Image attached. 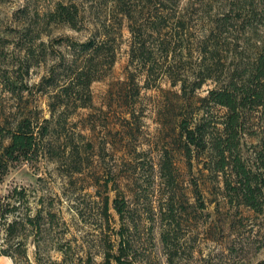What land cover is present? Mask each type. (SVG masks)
I'll list each match as a JSON object with an SVG mask.
<instances>
[{"label": "trees", "instance_id": "16d2710c", "mask_svg": "<svg viewBox=\"0 0 264 264\" xmlns=\"http://www.w3.org/2000/svg\"><path fill=\"white\" fill-rule=\"evenodd\" d=\"M87 1L85 7L74 1L57 2L52 9L37 14V31L32 36L25 32L21 37L19 69L10 67L0 73L1 89L14 101L9 117L4 113L0 122V185L15 163H32L41 158L60 160L59 163L67 165L66 175L70 178L82 174L83 167L88 166L91 158L88 155L95 146L92 139L82 132L68 133L66 126L79 110L95 108L90 86L110 74L124 19L130 34L127 73L125 79L111 87L109 98L115 103L113 107L119 108L125 123L123 130L128 135L124 140L125 157L134 163V172L124 191L119 187L112 189L108 182L102 185L106 195L101 214L111 233L100 240V264H138L140 232L148 221L152 225L157 222L166 264H184V260L192 258L181 230L188 208L179 203L172 188L176 184L177 168L174 155L166 148L159 152L156 174L165 197L155 212L152 208L144 211L149 212V217L142 218L137 209V148L132 131L137 130V96L141 88L163 91L160 86L163 78L170 88H177L163 92L175 97L170 104L180 110L171 121L173 143L187 167L192 169V162L197 161L202 164L199 171H206L211 183L221 184L228 196L238 198V204L261 211L264 146L249 160L243 155L242 140L245 135L254 134L245 127L248 118L258 116L264 124V52L251 62L234 48L230 64L224 67L232 51L227 44L226 55L222 56L224 45L219 42V20L216 17L206 20L209 27L196 32L189 17L192 12L204 10L203 0H187L185 6L181 5L182 0ZM50 25L85 31L88 35L84 40L60 37L45 41L42 36H50V31H46ZM53 42L58 46V54H54ZM41 65L45 67L44 74L37 83L29 85L25 77L30 68ZM138 77L143 78L142 84ZM207 81L214 82L215 87L205 96L198 95ZM32 87L46 97L47 114L39 115L36 106L29 105L27 94H31ZM165 99L166 104L168 98ZM108 106L110 110L112 104ZM211 106L225 111L214 119ZM99 111L104 112L101 108ZM109 143L102 142L100 149L105 150ZM40 180L36 178V182ZM95 182L99 184L98 178ZM110 191H115L113 198ZM28 192L24 187H14L0 195V256L11 258L14 264H38L41 240L38 236L57 217L51 209V200L46 202L43 195L31 197ZM193 193L200 196L196 186ZM204 206L200 201L199 208ZM111 209L115 215L113 227L108 221L112 218ZM32 233L33 261L26 248ZM55 248L61 254V262L52 264L72 261L69 251ZM82 252L78 259H84L83 264H99L91 250Z\"/></svg>", "mask_w": 264, "mask_h": 264}, {"label": "rangeland", "instance_id": "374dc122", "mask_svg": "<svg viewBox=\"0 0 264 264\" xmlns=\"http://www.w3.org/2000/svg\"><path fill=\"white\" fill-rule=\"evenodd\" d=\"M74 1L81 7L88 6L87 0H0V73L6 68L19 69L22 45L21 37L25 32L34 35L42 13L52 9L57 2ZM187 0H182L185 6ZM204 10L198 13L189 11L191 23L197 31L206 30L210 21L216 17L219 20V42L225 49H231L224 67L230 63L233 49L237 54L251 62L259 53L264 52V0H203ZM203 16V17H201ZM210 16V18H208ZM121 40L116 61L110 74L103 80L91 84L90 92L95 108L79 110L66 126L68 133H84L92 139L94 149L89 153V164L83 167L82 174L67 176V165L58 161L41 158L37 162L15 163L9 169L0 185V195H5L14 187H24L33 195H43L44 200L51 203V209L57 217L49 229L44 231L40 240L38 264L61 262V254L55 247H62L70 252L72 261L62 264H83L79 260L83 250L95 253V261L100 264L102 251L101 239L109 237L111 231L107 228V220L102 216L103 198L106 195L103 183L109 187L124 191L133 175L134 163L125 157L126 130L124 121L119 115V108L109 98V90L117 81L125 79L127 73L130 34L127 21L121 22ZM225 23H227L225 25ZM29 29L31 31H29ZM46 31L50 36L42 38L45 41L60 37L84 40L87 32H75L65 26L50 25ZM54 54H58V46L53 42ZM235 53V52H234ZM239 57V56H238ZM51 59V58H50ZM52 61V60H50ZM24 68H21L23 73ZM45 67L33 66L25 80L29 85L37 83L44 74ZM142 84L143 78L138 77ZM160 86L164 90L170 88L166 79H161ZM215 87L214 82L207 81L197 92L205 96L208 90ZM27 94L30 106H36L39 115L47 114L46 97L31 88ZM160 91L159 88H141L137 96V130H132L133 143L137 148V209L141 217H146L149 208L153 212L165 197V190L160 187L157 174L159 152L166 148L174 155L173 161L177 168L175 190L179 203L188 208V214L182 222V232L191 249L192 258L184 260V264H264V186L262 188L263 206L261 211L238 204V198L228 196L221 184L209 181L206 171H199L202 164L192 162L193 167H187L178 147L174 145L172 132L173 116L180 110H175L170 104L175 101L172 94ZM26 96V95H25ZM168 98V104L165 102ZM24 103H22L23 105ZM112 104L110 110L108 105ZM14 105L10 95L0 86V122ZM101 108L104 112L99 111ZM211 116L216 119L224 113L220 107H210ZM189 109L187 108L186 111ZM106 111V113H105ZM183 110H181L182 112ZM248 118L246 129L254 134L245 135L242 140L244 157L252 160L256 151L264 146V124L258 116ZM3 123V121H2ZM63 139V138H62ZM108 141L105 150H101L102 142ZM132 149V146L128 148ZM131 151V150H130ZM263 179H264V170ZM41 180L36 182V178ZM98 178L99 184H96ZM196 186L200 196L193 193ZM115 191H110L113 198ZM200 201L204 208H199ZM177 204L178 206L181 204ZM190 205V206H189ZM34 207V205H31ZM109 225L114 226L115 215L111 209ZM141 229V240L137 249L138 264H166L165 254L158 238L157 222H144ZM153 227L149 232L148 228ZM43 229V228H42ZM1 236V233H0ZM32 233L26 242L27 253L33 261L35 251ZM1 241V237H0ZM83 249V250H82ZM0 264H14L9 257L0 256Z\"/></svg>", "mask_w": 264, "mask_h": 264}]
</instances>
